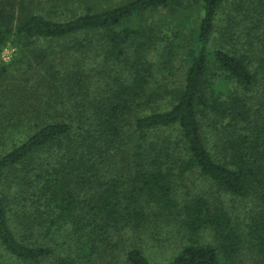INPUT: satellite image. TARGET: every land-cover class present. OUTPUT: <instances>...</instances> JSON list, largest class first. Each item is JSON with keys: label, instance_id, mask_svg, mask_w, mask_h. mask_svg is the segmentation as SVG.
<instances>
[{"label": "trees", "instance_id": "1", "mask_svg": "<svg viewBox=\"0 0 264 264\" xmlns=\"http://www.w3.org/2000/svg\"><path fill=\"white\" fill-rule=\"evenodd\" d=\"M164 226V264H264V0H0V264Z\"/></svg>", "mask_w": 264, "mask_h": 264}, {"label": "rangeland", "instance_id": "2", "mask_svg": "<svg viewBox=\"0 0 264 264\" xmlns=\"http://www.w3.org/2000/svg\"><path fill=\"white\" fill-rule=\"evenodd\" d=\"M160 13H157L154 15V18L152 20L153 23L157 24L159 22H165L166 20L162 16H160ZM162 19V20H160ZM160 20V21H159ZM176 20L170 19L165 24V28L173 27ZM185 41V40H184ZM13 47L11 45H8L7 48L3 52V60L9 61L12 58L13 55ZM181 55V54H180ZM180 62V60H178ZM177 64V62H176ZM232 204V203H231ZM236 206V212L238 215L239 220L243 218L244 215V209L248 208L245 207L244 204L237 202L234 204ZM173 227H162V229H158L157 231L155 229H152L151 236L143 235L145 239V244L143 245L144 253L146 257L151 261L153 264H164L167 261H169L172 253L174 252L176 248V242L182 241L181 238L172 231ZM208 235L204 236L203 241L207 242L209 241Z\"/></svg>", "mask_w": 264, "mask_h": 264}]
</instances>
